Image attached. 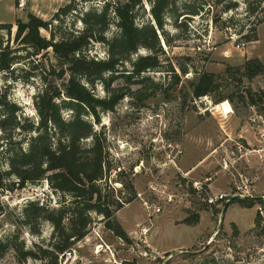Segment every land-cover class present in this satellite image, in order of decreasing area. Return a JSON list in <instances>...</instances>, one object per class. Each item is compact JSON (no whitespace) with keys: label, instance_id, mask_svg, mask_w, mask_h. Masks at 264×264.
Wrapping results in <instances>:
<instances>
[{"label":"rangeland","instance_id":"rangeland-1","mask_svg":"<svg viewBox=\"0 0 264 264\" xmlns=\"http://www.w3.org/2000/svg\"><path fill=\"white\" fill-rule=\"evenodd\" d=\"M143 1L135 15L138 25L153 22L149 6ZM226 1L229 0H176L174 10L165 17L163 35L159 34L158 65L141 75H117L111 84L127 94L112 111H100V122L95 126L106 139L109 158L125 170V176L119 178L131 180L133 185L134 193L119 182L113 183L115 189L109 190L108 198L109 194L112 199L133 194L134 199L116 211L112 221L120 224L129 239H136H120L105 227L99 214L91 212L93 223L86 234L88 238L74 244L81 257L78 264H115L114 258L118 264H264V199L253 208L232 204L221 216L226 202L213 205L206 198L231 192L242 178L248 180L254 196L264 195V113L260 110L264 98L262 105H250L246 97L248 89L264 92V75L247 78L242 70L247 59L257 58L264 65V22L256 27L257 39L246 42L237 34L245 20L244 0H236V11L224 13ZM68 2L1 0L0 23L14 25L17 18L26 21L28 13L49 20ZM76 3V13L65 18L69 24L75 14L85 9H100L103 0ZM187 8L196 9L198 14L176 17ZM231 15L235 16L233 27L226 22ZM76 25L81 27L80 22ZM113 31L111 27L109 34ZM14 32L15 26L12 38ZM0 34L7 38L5 33ZM90 52L98 57L106 55L101 43H94ZM148 53L139 48L131 57ZM21 67L28 70L31 64L18 66L19 75L25 74ZM125 67L130 69L129 64ZM183 69L187 72L183 73ZM201 71L216 75L215 89L194 97L191 83ZM48 78L54 84L63 81L53 79L54 75ZM7 80L0 72V93L10 82L7 95L32 114L31 98L40 79ZM95 93L105 95L100 83ZM224 102L231 107L226 114L220 107ZM222 160H230L229 169L221 166ZM8 184L0 191V264H51L57 249L53 247V254L42 256L38 247L48 245L49 249L50 243L59 242L52 237L53 226L33 210L25 219L24 208L28 202L36 201L57 209L68 196L61 198L52 193L46 180L27 182L21 187ZM257 212L259 226L254 222ZM194 215L198 220L193 229L173 224L184 223L186 217L193 219ZM96 232L110 245L114 258L107 251L93 253V243L98 241ZM179 246L188 247L162 251ZM20 250L36 255L23 257Z\"/></svg>","mask_w":264,"mask_h":264},{"label":"trees","instance_id":"trees-1","mask_svg":"<svg viewBox=\"0 0 264 264\" xmlns=\"http://www.w3.org/2000/svg\"><path fill=\"white\" fill-rule=\"evenodd\" d=\"M77 1L88 0H69L49 20L28 13L26 21L17 18L14 25L0 23V32L7 36L4 39L0 34V72L7 81L28 77H38L41 81L31 98L32 114L26 113L21 104L7 95L10 82L0 93V191L7 189L8 182L12 187H21L27 182L46 180L52 193L61 198L68 196L57 209L46 208L42 203L38 205L36 201L28 202L24 208L25 219H29L33 210L53 226L52 237L59 242L50 243L49 249L48 245L38 247L42 256L53 254V247L57 249L51 264H57L58 253L85 237L93 223L91 212L99 214L105 227L120 239L130 241L112 217L125 203L131 202L134 195L112 199L110 194L108 198V193L115 189V182L134 193L133 185L131 180L119 178L125 176V170L109 158L106 139L95 125L100 122V111H112L127 94L111 87L117 75H141L158 65L159 34L163 35L165 17L172 13L176 3V0H146L153 22L138 25L135 15L143 6V0H103L100 9H85L75 14L69 24L65 18L76 13ZM244 3L245 20L238 26L237 34L250 42L257 39V25L264 22V0H244ZM237 8L238 2L229 0L222 11ZM184 11L176 17L198 14L194 8ZM234 17L231 15L226 20L228 26L233 27ZM77 22L81 27H77ZM111 27L114 31L109 34ZM164 41L168 42L165 38ZM94 43L105 46L104 57L91 54ZM139 48L149 53L132 58ZM25 62L31 64L29 71L34 70L29 72L21 67L20 71L25 74L19 75L18 66ZM127 64L129 70L125 69ZM242 70L247 78L264 75V65L257 58L247 59ZM51 75L53 79L63 80L61 84H54V80L48 78ZM175 78L178 79L176 74ZM215 78V74L201 71L191 83L193 96L210 94L215 89ZM97 83L104 88L103 97L95 93ZM246 97L250 105H260L264 92L254 93L248 89ZM260 110L264 113V106ZM233 202L249 208L263 201L258 197L232 199L227 206ZM2 211L0 200V214ZM197 220L194 215L193 219L186 217L183 222L193 225ZM254 222L259 226L258 212ZM234 234H237L236 228ZM19 252L23 257L36 255L32 251Z\"/></svg>","mask_w":264,"mask_h":264},{"label":"built area","instance_id":"built-area-1","mask_svg":"<svg viewBox=\"0 0 264 264\" xmlns=\"http://www.w3.org/2000/svg\"><path fill=\"white\" fill-rule=\"evenodd\" d=\"M262 151H263L262 157L264 158V148L262 149ZM229 164H230V160H222L221 162V166L224 169H229ZM196 183L197 182H194V186L197 185ZM201 188L203 189V187ZM196 189L200 191L199 188H196ZM247 197L251 198V197H254V195L252 193V188L249 185L248 180L246 178L244 179L242 178L239 182L235 183L231 192L229 193L221 192L218 194H211V195H208L206 198L209 204L214 205L218 202H221V204H223L224 202H227L231 198L243 199ZM155 211L158 212L159 208H156ZM142 232L145 233L146 229L145 228L142 229ZM88 235L87 236L85 235V238H88ZM96 235L98 237V241L93 243V253L95 255H100L102 251L103 252L107 251L113 257V250L111 249L110 245L106 243L105 241H103V239L97 232H96ZM80 258L81 257L79 256L77 248L74 245H72L68 249L58 253L57 264H78V261L80 260ZM114 263L118 264L115 258H114ZM81 264H87V263H81Z\"/></svg>","mask_w":264,"mask_h":264},{"label":"crops","instance_id":"crops-1","mask_svg":"<svg viewBox=\"0 0 264 264\" xmlns=\"http://www.w3.org/2000/svg\"><path fill=\"white\" fill-rule=\"evenodd\" d=\"M0 2H1V0H0ZM13 2L15 3V0H13ZM10 8L12 9V5H10ZM1 21V20H0ZM10 23V22H9ZM232 204H238L237 202H233V203H231V204H229L227 207H226V209L230 206V205H232ZM240 205V204H239ZM247 208V207H246ZM249 208H253V207H249ZM173 224L174 225H176V226H183L184 228H187V229H193V227L194 226H196L197 224H195V225H188V224H185V223H177V224H175L174 222H173ZM202 233H200V235H201ZM128 235V234H127ZM200 235L198 236V238L200 237ZM130 237V239H136L135 237H131V236H129ZM140 237V236H139ZM198 238H196V240L198 239ZM195 240V241H196ZM194 241V242H195ZM193 244V243H192ZM191 244V245H192ZM190 246V245H189ZM186 247H188V246H179V247H177V248H175V249H162V251H168V250H179V249H183V248H186Z\"/></svg>","mask_w":264,"mask_h":264},{"label":"bare ground","instance_id":"bare-ground-1","mask_svg":"<svg viewBox=\"0 0 264 264\" xmlns=\"http://www.w3.org/2000/svg\"><path fill=\"white\" fill-rule=\"evenodd\" d=\"M220 107H221L223 113H225V114L231 111V107L227 102L222 103L220 105Z\"/></svg>","mask_w":264,"mask_h":264},{"label":"water","instance_id":"water-1","mask_svg":"<svg viewBox=\"0 0 264 264\" xmlns=\"http://www.w3.org/2000/svg\"><path fill=\"white\" fill-rule=\"evenodd\" d=\"M254 197H258V198H261V199H264V195H261V196H254ZM233 198L229 199L226 204L224 205L222 211H221V216H223L225 210H226V207H227V204L232 200Z\"/></svg>","mask_w":264,"mask_h":264}]
</instances>
